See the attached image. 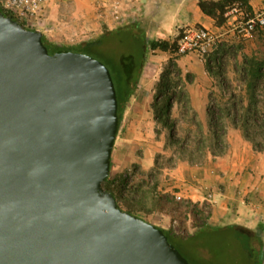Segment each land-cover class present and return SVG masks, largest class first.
<instances>
[{
	"label": "water",
	"instance_id": "obj_1",
	"mask_svg": "<svg viewBox=\"0 0 264 264\" xmlns=\"http://www.w3.org/2000/svg\"><path fill=\"white\" fill-rule=\"evenodd\" d=\"M117 107L101 62L0 11V264H189L104 189Z\"/></svg>",
	"mask_w": 264,
	"mask_h": 264
},
{
	"label": "rangeland",
	"instance_id": "obj_2",
	"mask_svg": "<svg viewBox=\"0 0 264 264\" xmlns=\"http://www.w3.org/2000/svg\"><path fill=\"white\" fill-rule=\"evenodd\" d=\"M104 19L112 21L114 28L132 23L130 20L128 23L126 20L116 23L112 17L110 3L106 0H55L49 5L46 20L30 30L41 32L42 37L50 43L71 47L97 37L104 30L114 29L106 28ZM227 29L214 32L221 42L216 50L203 59L205 64L208 62V75L216 82L215 89L209 94L208 107L216 113L227 108L232 117L239 121L246 118L249 121V136L263 147L264 76L252 79L249 64L264 61V29L258 30L253 40L247 43L237 42ZM147 35L149 39L152 38L148 31ZM178 57L172 52L148 50L139 80L150 81L155 96L160 97L161 91L158 87L163 73L171 71V62L178 66ZM180 71L181 81L184 82L181 83L186 92L185 86L192 81L193 75L190 72L184 73L181 69ZM168 115L170 127L166 128L160 124L167 134L166 147L162 153L156 155L154 170L147 173L132 165L130 171H127L125 168L118 169L114 162L109 170L108 181L103 186H108L112 192L119 195L117 205L121 210L130 212L158 228L170 229L177 236L186 237L195 230L193 215L207 221L208 206L176 200L172 193L167 192V184L170 182L169 170L184 159L193 163L199 162V153L210 145L216 149L213 132L217 131V135H221V127L225 130V126L230 123L223 117L211 126L208 115L209 127L204 130L189 103L185 106L184 101L180 104L173 102ZM212 118L214 121L213 114Z\"/></svg>",
	"mask_w": 264,
	"mask_h": 264
},
{
	"label": "crops",
	"instance_id": "obj_3",
	"mask_svg": "<svg viewBox=\"0 0 264 264\" xmlns=\"http://www.w3.org/2000/svg\"><path fill=\"white\" fill-rule=\"evenodd\" d=\"M200 1L219 0H118V10L127 23L148 21L151 40L173 41L179 31L190 27L223 32L235 20L234 15H224V23L218 24L202 13ZM241 7L251 16L264 9V0H247ZM103 22L106 28H114L112 21ZM177 63L182 72L193 75L185 86L187 99L206 130L209 94L216 82L197 54L179 56ZM150 84L140 79L123 111L111 152V166L115 162L118 169L130 171L133 165L151 172L156 155L165 150L167 134L155 120V90ZM224 143L221 154L215 155L210 145L199 153V162L179 161L169 170L166 191L198 206L207 205L210 225L237 224L260 230L264 240V145L256 149L242 128L231 124L226 127Z\"/></svg>",
	"mask_w": 264,
	"mask_h": 264
},
{
	"label": "trees",
	"instance_id": "obj_4",
	"mask_svg": "<svg viewBox=\"0 0 264 264\" xmlns=\"http://www.w3.org/2000/svg\"><path fill=\"white\" fill-rule=\"evenodd\" d=\"M235 3L242 6L247 4V0L200 1L199 8L203 14L215 19L218 24H222L225 21L224 15ZM0 11L19 22L14 16L3 12L1 9ZM19 23L24 27L23 23ZM148 23L146 21L145 23L132 22L120 25L114 29L104 30L97 37L71 47L50 43L44 37H42V42L49 54L68 52L84 54L98 60L108 69L116 91L119 126L123 111L137 87L147 51L159 50L173 53L176 48L178 38L171 42L149 39L147 35ZM170 66L171 71L163 73L159 83L158 88L161 91V96L156 95L154 97L152 106L156 122L166 128L170 127L168 113L172 103L180 104L181 101H184L185 106L188 103L187 94L181 83L183 82L181 81V71L175 62H171ZM249 67V74L252 79L264 76V61L253 62L249 64ZM206 68L209 69L208 62H206ZM175 78H177L176 81ZM188 80L189 78L186 79V81ZM172 90L173 93L170 94ZM207 113L211 126L215 121L218 123L225 117L231 125L242 128L246 138L254 144L256 149H262V146L249 136L247 132L249 121L246 118L242 121L233 118L231 111L227 108L216 113L208 107ZM225 131L226 126L225 130L221 127V135H217V131L213 132L215 155L221 154L225 150L223 139ZM108 177L104 183L108 181ZM104 189L110 192L118 203L119 195L117 196V193L112 192L108 186L104 185ZM193 218L196 223L195 230L186 237L177 236L170 229L164 230L155 226L164 233L168 242L189 264H264V240L260 230L254 231L237 224L212 226L196 215H193Z\"/></svg>",
	"mask_w": 264,
	"mask_h": 264
},
{
	"label": "built area",
	"instance_id": "obj_5",
	"mask_svg": "<svg viewBox=\"0 0 264 264\" xmlns=\"http://www.w3.org/2000/svg\"><path fill=\"white\" fill-rule=\"evenodd\" d=\"M55 0H0V9L8 13L27 29L36 28L42 21L46 20L49 5ZM110 3L112 17L116 23L125 20L119 13L118 0H106ZM225 15H234L235 20L228 25L227 32L233 39L240 43H247L253 40L258 30L264 29V9L249 16L242 11L240 4H233ZM124 18V19H123ZM174 56L197 54L202 59L216 50L221 42L220 37L209 29L202 27H190L179 31L177 34ZM210 196V195H209ZM181 200L179 196H174Z\"/></svg>",
	"mask_w": 264,
	"mask_h": 264
}]
</instances>
